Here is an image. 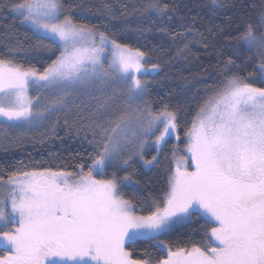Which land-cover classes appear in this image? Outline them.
I'll use <instances>...</instances> for the list:
<instances>
[{"label":"snow or ice","instance_id":"1","mask_svg":"<svg viewBox=\"0 0 264 264\" xmlns=\"http://www.w3.org/2000/svg\"><path fill=\"white\" fill-rule=\"evenodd\" d=\"M214 6L226 5L214 0ZM5 11L37 43L25 48L18 42L0 55V129L48 125L55 133L60 116L67 125V113L75 110L72 127L91 152L74 170L42 162L0 170V264H264V0L224 33L233 43L218 53L223 78L208 87L184 125V148L173 146L167 189L140 205L124 194L139 184L129 169L158 167L168 139H180L179 108L155 107L148 99V77L158 75L161 64L120 42L107 25L77 21L64 0H0V15ZM112 11L106 6V14ZM143 12L182 43L177 56L185 55L193 33L206 39L194 18L182 22L185 31H171L175 8L162 0H149ZM52 48L59 54L50 62L16 58ZM241 53L260 60L247 77L235 71ZM108 169L115 171L109 176ZM120 170L125 175L118 176ZM200 220V242L162 239ZM144 240L161 255L153 259L145 250L136 257L133 249Z\"/></svg>","mask_w":264,"mask_h":264},{"label":"trees","instance_id":"2","mask_svg":"<svg viewBox=\"0 0 264 264\" xmlns=\"http://www.w3.org/2000/svg\"><path fill=\"white\" fill-rule=\"evenodd\" d=\"M64 2L77 21L107 25L120 42L149 52L151 62L161 64L160 73L149 80L151 95L148 99L154 102L155 107L167 103L179 108L180 139H168L160 154L158 167L151 171L129 169L133 172V180L139 181V184L124 189L125 197L137 202L138 205L150 194L158 198L167 189L168 170L173 166L170 164L173 146L181 150L184 148V125L191 120L197 105L208 95V87L216 86L223 78L218 64V53L224 44L233 43L225 39L224 33L233 31L236 23L249 13L257 11L262 0H219L226 5L223 7L214 6V0H162L163 3L175 8L173 20L167 25L171 31H185L181 27L182 22L186 23L194 18L193 27L206 38L200 39L193 33L189 36L188 50L182 56L176 55V48L181 47L182 43H173L169 35L158 30L152 13L143 12L149 0H64ZM106 6H111L113 10L111 15L106 14ZM230 22H233L231 27ZM18 42L27 48L29 44H36L37 40L26 25L5 11L0 15V55L6 54L7 48L16 46ZM44 43L47 44L48 41ZM58 54V51L52 48L51 51H21L16 54V58L20 63H26L25 56H39L50 62V59H54ZM43 60L37 63L33 59L32 63L36 67H41ZM259 63V58L252 53H241L235 71L241 77H247L250 72L255 71ZM66 118L67 125L64 123L65 116H60L55 133L48 125L32 130L0 129V139L3 140L0 143V170L7 174L20 162L29 167L38 166L42 162L53 169L67 166L68 170H74V165L82 157L86 158V152H91V147L83 134L78 135L76 129L72 127L79 117L67 113ZM150 154L154 155L155 152L150 150ZM113 171L115 169H108L107 174L110 176ZM117 175L123 176L125 172L117 171ZM202 225L203 220L178 225L162 239L171 245L189 241L200 242L203 237V232L200 231ZM153 243L149 240L139 242L133 249L134 255L140 257L147 250L153 259H156L161 253Z\"/></svg>","mask_w":264,"mask_h":264},{"label":"rangeland","instance_id":"3","mask_svg":"<svg viewBox=\"0 0 264 264\" xmlns=\"http://www.w3.org/2000/svg\"><path fill=\"white\" fill-rule=\"evenodd\" d=\"M152 76L150 75L149 77H148V80H150V78H151ZM70 114H75L76 116H78L77 115V113L75 112V110H73V111H71V112H69ZM10 133H11V131L9 132V135H10ZM11 136V135H10ZM172 138H175V137H172ZM176 139V138H175ZM3 140H1L0 139V143L2 142ZM2 251H3V248H2V245H0V253H2Z\"/></svg>","mask_w":264,"mask_h":264}]
</instances>
